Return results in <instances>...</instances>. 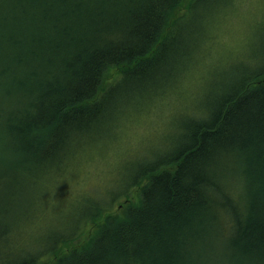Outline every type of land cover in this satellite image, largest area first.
Returning a JSON list of instances; mask_svg holds the SVG:
<instances>
[{"label":"trees","instance_id":"obj_1","mask_svg":"<svg viewBox=\"0 0 264 264\" xmlns=\"http://www.w3.org/2000/svg\"><path fill=\"white\" fill-rule=\"evenodd\" d=\"M236 3L5 0L0 264H264V56L213 90L201 114L185 108L195 121L176 152L139 166L127 188L87 202L56 229L73 198L75 210L102 189L85 192L91 184L77 181L109 167L97 158L110 157L118 132L134 125L121 126L119 115L131 101L166 104ZM121 196L117 209L130 205L111 214ZM53 206L63 208L58 219L36 227ZM90 222L94 234L78 246Z\"/></svg>","mask_w":264,"mask_h":264},{"label":"rangeland","instance_id":"obj_2","mask_svg":"<svg viewBox=\"0 0 264 264\" xmlns=\"http://www.w3.org/2000/svg\"><path fill=\"white\" fill-rule=\"evenodd\" d=\"M236 4L235 10L227 19V27L219 23L214 26V37L217 36L216 42L204 44V47H211L206 55V60L200 61L199 57L196 58L194 65L196 71L186 83L171 93V98L166 101V104L162 106L158 102L159 107H157L156 102L151 107V105L143 106L140 102L131 101L125 111L119 115L118 124L122 122L121 126L125 123L126 125H134L123 128L124 132H118L119 140L117 141L118 137H116V141L119 144L111 152L110 157H96L101 163H105L109 167L103 170L98 166L97 170L86 174L85 179L77 181L91 184L87 188H83L85 192L93 187L102 186V189L96 192V195L90 193L84 196L82 198L84 203L79 204L75 210L76 205L71 206L74 201L73 198L69 207L63 210L67 211L65 214L66 223L56 229L66 226L71 215H74L75 211L78 213L81 206H86L87 202L97 201L100 203L105 196L109 198L110 194H118L127 188L139 166L144 164L148 166L149 161L155 157L176 152L181 142V135L186 133L185 126L187 123L195 121L193 116L184 113L185 108L188 110L197 109L198 113L201 114L213 90L223 86L222 84L229 83L230 85L235 78L238 79L242 74L249 73L254 67L257 68L261 65L264 56V47L261 46V38L264 37V12L259 6ZM200 25L199 23L198 26ZM219 93L221 92L217 94ZM146 109L149 112L142 113ZM113 110L116 113L114 106ZM142 114L145 115L140 116ZM111 166H114L113 171H110ZM118 166L120 168L118 172H115ZM108 171H110L109 174H107ZM100 177L102 178L101 181L97 182ZM79 178H83V174H80ZM75 194V189H72L70 197L72 198ZM122 197L110 208L111 214L119 215L123 208L130 205L128 203L121 207V210L120 208L117 209L123 204L124 198ZM128 197L132 198L133 202H137L138 188L130 190ZM77 201L79 198H77L76 203ZM62 209L54 206L49 208L39 223L37 222L36 227L43 226L46 220L56 221ZM87 213L88 211H84L82 215ZM95 228L96 224L90 222L85 227L83 234L75 241V244L80 246L86 242L94 234Z\"/></svg>","mask_w":264,"mask_h":264},{"label":"snow or ice","instance_id":"obj_3","mask_svg":"<svg viewBox=\"0 0 264 264\" xmlns=\"http://www.w3.org/2000/svg\"><path fill=\"white\" fill-rule=\"evenodd\" d=\"M96 2L97 0H85V3H89V4H94ZM123 2L136 5V4H139L141 0H123ZM199 2L204 5L211 6V5L216 4L218 0H199ZM236 2L245 4V5L259 6L262 12H264V0H236ZM4 3H5V0H0V6H2ZM261 46L264 47V37L261 38ZM241 205H242V210L247 212L253 208V201L251 199H244L241 202Z\"/></svg>","mask_w":264,"mask_h":264}]
</instances>
